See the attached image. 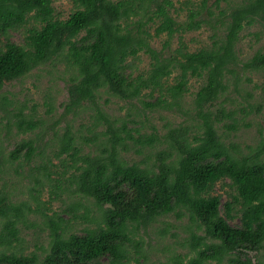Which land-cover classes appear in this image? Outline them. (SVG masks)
Here are the masks:
<instances>
[{
  "label": "trees",
  "instance_id": "obj_1",
  "mask_svg": "<svg viewBox=\"0 0 264 264\" xmlns=\"http://www.w3.org/2000/svg\"><path fill=\"white\" fill-rule=\"evenodd\" d=\"M73 2L75 9L61 19L53 0H0V91L45 64H61L67 75L62 111L56 116L52 104L46 111L51 124L33 117L34 108L28 113L22 106L11 109L12 102L0 94L7 134L12 125L17 134L37 131L8 155V162H27L35 187L29 188L31 202L11 200L0 189V264H143L141 228L162 220L157 234L164 237L175 227L163 220L171 214L189 221L177 243L184 251L172 252L163 264H263L264 128L245 151L230 134L249 126L247 116L263 108L240 87L246 71H264V51L243 61L235 47L244 28L259 25L264 34V0H184L178 9L173 0ZM204 27L212 30L210 45L189 51L180 40L168 52L175 34ZM162 34L167 36L162 49H154L151 39ZM141 52L149 56V67L134 75ZM190 78H202L203 84L183 111V122L163 133L154 126L145 130L140 108L181 111ZM102 93L105 102H125L127 113L108 116L99 103ZM235 96L244 102L232 106ZM84 110L87 122L76 127ZM48 145L55 147L53 157L32 168L33 158ZM130 152L142 156L129 162ZM59 166L62 172L54 171ZM15 172L24 175L17 167ZM219 181L227 182L230 200L213 194ZM45 183L47 201L40 194ZM60 194L68 199L66 207L51 210ZM91 205L99 212L96 224L70 232L69 223L87 219ZM29 216L48 230V249L40 258L17 249L23 241L20 228L35 224Z\"/></svg>",
  "mask_w": 264,
  "mask_h": 264
},
{
  "label": "rangeland",
  "instance_id": "obj_2",
  "mask_svg": "<svg viewBox=\"0 0 264 264\" xmlns=\"http://www.w3.org/2000/svg\"><path fill=\"white\" fill-rule=\"evenodd\" d=\"M184 0H173L174 7L178 9L181 6ZM199 1V0H192ZM231 3H240L243 0H230ZM213 0H209V4L212 3ZM222 6H224V2L221 1ZM53 7L55 15H58L59 18L65 19L69 16V14L75 9V5L73 0H53ZM173 10H171L172 12ZM185 11L181 12V15L178 17L179 20L182 21L184 18ZM173 15L176 16V13L173 12ZM150 31L153 33L154 26H150ZM259 25H254L248 28H244L240 34V38L237 42L235 50L237 52L238 57L241 60H246L250 58L256 51L263 50L264 51V34H259ZM212 30L209 27H204L198 30H194L191 32L183 33V34H175L172 39H170V47L168 48V52H172L175 48L178 47L179 41L181 40L186 49L189 51L196 50L202 46L210 45L212 43ZM14 39H18V35L14 34ZM167 39L165 34H162L158 37H154L151 39V46L154 49L160 50L162 49L164 41ZM150 58L148 55L144 53L139 54V60H136L134 63V75L145 71L149 67ZM63 65L50 66V64H45L40 66L37 69L32 70L25 77L13 80L10 82H6L3 88L0 91V94H4L6 98H8L12 104L11 109L13 107H25V113L31 111L34 108L35 113L33 117H40L47 120V123L52 122L50 116L46 115V111L49 109V105L52 104L53 107L56 108L55 115L57 116L59 112H61V103H63L67 99V90H66V81L67 75L63 73ZM175 74L173 73L170 77L167 78V82L172 84L174 83ZM249 78L247 81L245 78ZM241 91L240 93H244V91H250L252 93L251 102L260 101L263 104L262 111L259 115H250L247 116L246 121L250 123L247 127H241L235 133L232 132L230 134L231 140H233L236 144L239 145L241 149L246 150V146L254 145L259 138V128H264V71H246L243 75H241ZM203 84L202 78H190L188 82V92L184 95L183 98V108L182 110H178V108L168 109V108H154L147 109L138 105L140 108V117L142 118V122L144 124L143 128L149 131L151 126H154L160 133H163L166 128L169 126H176L179 123L183 122L185 115L183 111L189 108L192 103V99L194 97L195 92L199 89V87ZM146 92V91H145ZM107 95L102 93L99 98V103L102 105L105 113L110 117H122L127 113V104L117 98H108ZM234 102L231 103L232 106H237L236 102L242 101L243 99H239L238 96L231 97ZM230 99V101H231ZM230 107V103H228ZM228 109V108H227ZM135 108L133 109V111ZM2 113H0V147L2 148V155L0 157V189L6 192V195L11 200L20 199L32 201L31 194L29 189L31 186H34L31 180V172L32 170L26 164L27 162L20 158L15 163L8 162L9 152L14 148L15 144L21 141L22 138L27 137L33 139L36 137V132H27L26 134H17L16 127L14 125L10 126L9 133L7 134L6 130H3V123L6 120L3 118ZM88 111L84 110L81 112V115L78 119L75 120L74 124L76 127L80 123H86ZM146 117V118H144ZM144 118V119H143ZM187 123H190L189 120L185 119ZM90 121V120H89ZM85 130V129H84ZM223 131V128H221ZM48 131V138L52 136L50 129ZM46 141V140H45ZM55 147L48 145L44 147V153L42 156H35L33 158V162H31L32 168H35V164L41 162L42 160H46L47 158L53 157V151ZM87 151V148H85ZM142 155L135 154L130 152L125 155V159L129 162L139 160ZM57 163V160L53 161ZM18 168V172L23 173V177H20L15 169ZM54 171L58 169L62 172V167L59 166L57 168H53ZM69 171L68 173H70ZM58 177V175L53 174L52 177ZM226 181H219L216 183L214 187L213 194L219 193L222 195L223 201L230 200L227 191H231V189L227 186ZM44 187L41 190V199L47 201L48 200V184L45 183ZM35 187V186H34ZM31 192H33L31 190ZM68 202L66 195L60 194V196L54 200L51 204V210L60 211L62 208L66 207L65 204ZM49 208V209H50ZM82 212V210L80 211ZM99 212L96 206H90V214L87 219L77 218L73 219L68 226V230L70 232H74L80 230L83 227H93L96 222L95 218H97ZM65 217H67L65 215ZM35 219V220H34ZM28 220L33 224V226L29 228L21 227V236L23 237V241L20 245H18V250L21 248L22 253L29 254L35 253L38 257H43L48 249V230L45 226H40V219L38 217L29 216ZM164 222H170L175 225L172 227L168 234H165L164 237H160L157 234V229L162 226V220L155 222L152 226H149L147 229L140 230V235L143 236V254L146 256V260L141 261L143 264H163L166 262L168 255L172 252L179 253L183 252V248L177 245L178 241H180L186 233L183 232L184 226L188 224V217L183 216L181 219H177L175 215L171 214L163 219ZM238 219L233 221V224L237 223ZM172 232H176L179 236L173 237L171 236ZM200 233V232H199ZM253 255V253H251ZM212 264H216V262H211ZM131 264H135L134 262ZM264 264V260H263Z\"/></svg>",
  "mask_w": 264,
  "mask_h": 264
}]
</instances>
